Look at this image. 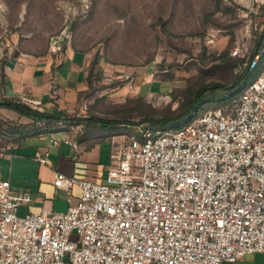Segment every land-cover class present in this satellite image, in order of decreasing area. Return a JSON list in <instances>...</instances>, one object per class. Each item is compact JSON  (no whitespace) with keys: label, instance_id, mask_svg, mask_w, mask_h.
<instances>
[{"label":"built area","instance_id":"1","mask_svg":"<svg viewBox=\"0 0 264 264\" xmlns=\"http://www.w3.org/2000/svg\"><path fill=\"white\" fill-rule=\"evenodd\" d=\"M243 69L252 77L226 104L177 128L115 135L102 179L58 173L57 189L81 190L66 210L19 215L31 195L0 177V264H235L255 253L264 259V34ZM34 123L40 133L63 132L49 146H76L74 125L65 120ZM1 141L8 146L0 149L17 148L20 134L0 128ZM38 161L51 163L48 150Z\"/></svg>","mask_w":264,"mask_h":264},{"label":"rangeland","instance_id":"2","mask_svg":"<svg viewBox=\"0 0 264 264\" xmlns=\"http://www.w3.org/2000/svg\"><path fill=\"white\" fill-rule=\"evenodd\" d=\"M261 26L264 0H0V65L14 45L51 51L57 40L60 48L53 53L70 45L130 71V78L143 68L168 77L154 84L158 93L146 101L118 92L125 79L103 80L98 72L93 88L64 112L73 120L94 119L102 126L98 121H106L100 132L109 142L101 143V156L110 166L112 135L120 140L154 127L152 119L176 115L202 89L209 88L210 97L203 96L198 113L226 104L239 92ZM217 86L223 91L209 94Z\"/></svg>","mask_w":264,"mask_h":264},{"label":"crops","instance_id":"3","mask_svg":"<svg viewBox=\"0 0 264 264\" xmlns=\"http://www.w3.org/2000/svg\"><path fill=\"white\" fill-rule=\"evenodd\" d=\"M91 69L95 74L99 72L103 80L125 79L118 92L128 97H143L146 101L158 93L154 84L168 78L156 77V70L152 68L136 69L130 78V71L107 65L94 56L93 51L70 45L60 53H53L48 47L33 52L14 45L0 65V90L3 92L0 120L20 125L32 122V118L11 105L16 100H26L27 105L41 112L68 111L77 104L80 95L90 89ZM122 73H125L124 76ZM71 125H75L69 130L76 146L64 143L49 146L50 138L62 137L63 132L53 130V134L40 133L36 128L35 132L25 134L20 139L17 148L0 149V177L9 179L15 191H27L32 198L30 203L19 207L18 213L21 212V215L44 210L62 211L77 202L81 193L79 187H74L70 193L55 187L54 180L58 173L102 179L108 170L109 163L101 156V143L109 142V138L100 132L104 126L88 123ZM0 145L8 146L5 141H1ZM46 150L51 161L48 165L38 161ZM235 264H264V259L261 253L247 254Z\"/></svg>","mask_w":264,"mask_h":264},{"label":"trees","instance_id":"4","mask_svg":"<svg viewBox=\"0 0 264 264\" xmlns=\"http://www.w3.org/2000/svg\"><path fill=\"white\" fill-rule=\"evenodd\" d=\"M258 34H259V38L257 41V45L259 44L260 38L263 36L264 32H262L261 30H259L258 28ZM249 74V73H248ZM248 74L245 75V73L243 72V74H241V82L239 84L242 85L244 83V79L248 76ZM94 76L95 73H93V70L91 69L90 73H89V78H90V89L88 90V92L93 88V84H94ZM218 87V86H217ZM222 86L216 88V89H211V93L209 94H217L220 93L221 91H223ZM208 89V90H207ZM207 89H202L199 92H197L196 94H194L192 96V98L185 104L180 105L179 107V111L177 112L176 115L174 116H163L162 118H159L158 120H154L152 119L151 121L153 122L154 127H163V128H174V127H180L184 124V122L192 119L193 117H195L198 114V108L197 106L200 104H203V96H208L210 97V95H208V92H210L209 88ZM207 92V94H205V92ZM231 93V92H230ZM232 96V94H231ZM230 96V99H231ZM221 100L224 99V96H222V98H220ZM229 99V100H230ZM215 100V98L213 99ZM11 105H13L15 108L19 109L20 112L30 118H32V122L31 123H27V124H18V123H13V122H4L0 120V128H4L13 132H17L20 134V139L28 133L31 132H35L36 131V126H35V120L40 119V118H44L47 119L49 122H58L59 120L63 119L65 120V122L67 124H84V123H88V124H94L95 122L94 119H88V118H80V119H70V118H66L64 117V113L63 112H58L56 110H52V111H39L37 109H34L32 107H30L27 104L24 103H16L13 102ZM174 121V123H173ZM99 123H103L104 126L106 125V121L105 120H99ZM147 128H153V126H146ZM137 131H134L132 133H136Z\"/></svg>","mask_w":264,"mask_h":264},{"label":"water","instance_id":"5","mask_svg":"<svg viewBox=\"0 0 264 264\" xmlns=\"http://www.w3.org/2000/svg\"><path fill=\"white\" fill-rule=\"evenodd\" d=\"M261 40H262V37L260 38L259 44H258V46H257V49H258L259 46H260Z\"/></svg>","mask_w":264,"mask_h":264}]
</instances>
